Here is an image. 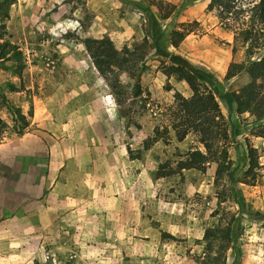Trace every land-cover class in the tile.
Wrapping results in <instances>:
<instances>
[{
    "label": "rangeland",
    "instance_id": "374dc122",
    "mask_svg": "<svg viewBox=\"0 0 264 264\" xmlns=\"http://www.w3.org/2000/svg\"><path fill=\"white\" fill-rule=\"evenodd\" d=\"M8 1L12 4L0 44L10 43L14 50L5 56L10 48L0 49V143L40 134L32 127L40 105L62 126L68 113L88 106L93 110L97 102L100 111L118 117L112 135L122 136L128 157H139L146 175L141 180L142 171L128 176L135 188L118 202H111L110 186L104 185L108 199L102 206L88 192L80 214L56 217L61 222L55 231L4 239L0 264H199L206 250L205 231L220 219L227 223L231 215L233 244L226 264H264V169L255 186L243 183L250 147L264 166V139L255 136L264 132L259 128L264 120L238 115L218 99L230 129L231 176L216 186L217 166L208 164L205 173L185 170L159 179L160 166L172 172L190 150L204 151L194 135L178 142L170 127L174 93L186 98L192 93L185 83L168 79L163 71L169 62L150 43L133 53L132 74L111 71L115 95L84 46L87 38H109L118 51L133 50L154 26L166 49L214 75L222 93L237 92L249 83L247 74L228 79L227 73L233 63L245 60V51H233L234 33L209 9L212 0ZM183 29L190 34L175 49L169 36ZM10 106L26 118L28 128L22 133L24 122Z\"/></svg>",
    "mask_w": 264,
    "mask_h": 264
},
{
    "label": "trees",
    "instance_id": "16d2710c",
    "mask_svg": "<svg viewBox=\"0 0 264 264\" xmlns=\"http://www.w3.org/2000/svg\"><path fill=\"white\" fill-rule=\"evenodd\" d=\"M11 4L8 0H0L1 39L5 29L3 22L9 18ZM168 6L173 7L170 4ZM162 8L160 6V11ZM209 9L217 11L221 22L234 33L233 51L235 52L237 47L245 51V60L242 63H233L227 73L228 79L241 73L247 74L249 83L237 92L222 93L219 89V81L214 75L193 66L183 57L166 49L163 45V37L158 35L154 26L146 32L144 42L135 45L133 50L125 48L118 51L109 38H87L84 46L95 68L116 95L118 87L111 82V71L132 74L133 53L145 50L150 43L152 44L156 54L169 62L163 71L168 79L174 78L178 83H185L192 93L190 98H186L181 92L174 93L175 104L170 109L171 129L178 142H183L188 136L194 135L204 148V151L193 149L183 155L172 172L166 173L164 167L160 166L156 176L159 179L166 178L182 174L185 170L205 173L208 164H215L217 166L215 185L218 186L224 178L231 176L232 172L229 156L230 129L218 99L235 108L238 115L248 114L255 119V122L264 120V0L253 2L212 0ZM167 18L168 15L162 17V19ZM189 34L190 31L185 29L173 31L169 36L170 45L175 49L179 48ZM7 47L10 49L4 51L5 56L11 54L14 47L7 42L0 44L2 50ZM18 74L22 75V69ZM10 89L13 92L19 90L15 85H10ZM140 92L137 84L135 94L138 95ZM9 109L24 122L22 133L28 128L25 116L18 108L10 106ZM259 128L264 130V126ZM255 136L264 139V132H258ZM146 148L148 149V146ZM248 157L249 168L244 174L243 183L255 186L258 178L262 176L260 170L264 169V166L261 165L257 150L253 147L249 148ZM131 158L139 159V157ZM234 222L235 217L231 215L227 223H223L220 219L212 228L205 231L203 241L206 250L204 256L199 257V264H226L227 253L233 244Z\"/></svg>",
    "mask_w": 264,
    "mask_h": 264
},
{
    "label": "crops",
    "instance_id": "0c3cea01",
    "mask_svg": "<svg viewBox=\"0 0 264 264\" xmlns=\"http://www.w3.org/2000/svg\"><path fill=\"white\" fill-rule=\"evenodd\" d=\"M100 110L97 102L93 110H74L60 126L40 105L32 117L40 134L0 143V244L16 233L55 231L56 217L80 214L88 192L102 206L104 185L118 202L135 188L133 174L144 178V163L129 158L122 136L112 135L118 117Z\"/></svg>",
    "mask_w": 264,
    "mask_h": 264
}]
</instances>
